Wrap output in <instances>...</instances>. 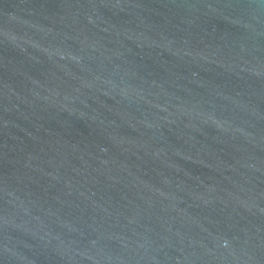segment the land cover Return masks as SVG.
<instances>
[{
	"label": "water",
	"instance_id": "water-1",
	"mask_svg": "<svg viewBox=\"0 0 264 264\" xmlns=\"http://www.w3.org/2000/svg\"><path fill=\"white\" fill-rule=\"evenodd\" d=\"M0 264H264V0H0Z\"/></svg>",
	"mask_w": 264,
	"mask_h": 264
}]
</instances>
